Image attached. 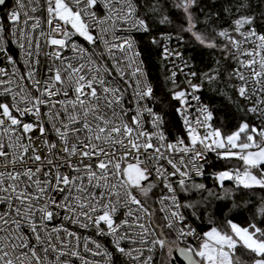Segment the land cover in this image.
<instances>
[{
	"label": "snow or ice",
	"instance_id": "obj_1",
	"mask_svg": "<svg viewBox=\"0 0 264 264\" xmlns=\"http://www.w3.org/2000/svg\"><path fill=\"white\" fill-rule=\"evenodd\" d=\"M205 86L235 123L217 122ZM238 193L253 194L243 220ZM174 255L264 264V0H12L0 12V264Z\"/></svg>",
	"mask_w": 264,
	"mask_h": 264
},
{
	"label": "trees",
	"instance_id": "obj_2",
	"mask_svg": "<svg viewBox=\"0 0 264 264\" xmlns=\"http://www.w3.org/2000/svg\"><path fill=\"white\" fill-rule=\"evenodd\" d=\"M11 0H8L7 6L10 4ZM200 3L202 6L205 7L207 10L208 8H212L215 11H221L223 6H226L227 0H200ZM221 14H223L221 12ZM182 51L185 53V55L188 57L189 55H192V48L190 46H181ZM144 55L145 57L150 61V63L154 62V56L155 53L151 49L150 46L144 47ZM200 56H197V62L200 63ZM212 57L211 54H206L203 57V64H211ZM203 66V65H201ZM153 72L155 74V69H153ZM203 102L210 104V106L215 110L214 115L217 118V122H224L226 124L235 123L236 119L240 117L242 114L237 112L235 108L228 103V101L220 96L218 93L213 92L211 89H209L207 86L202 90L201 92ZM262 193L259 192V190L256 191L255 196L258 198ZM252 193H248L247 195H241L236 194L235 199L237 204L240 205L238 208L232 209V215L237 220H243L248 216V212L244 208L243 204L244 202L248 201L252 197ZM229 207H231L230 202H228ZM227 209L224 207V202H221L219 206L216 209L217 215H222ZM162 258L157 255V260L160 261Z\"/></svg>",
	"mask_w": 264,
	"mask_h": 264
},
{
	"label": "built area",
	"instance_id": "obj_3",
	"mask_svg": "<svg viewBox=\"0 0 264 264\" xmlns=\"http://www.w3.org/2000/svg\"><path fill=\"white\" fill-rule=\"evenodd\" d=\"M7 4H8V0H7V3H6L3 7H0V12H2L3 9L6 8V7H10L11 4H12V0L10 1V4H9L8 6H7ZM172 46H173V47H177L178 49L182 50L181 45H179L176 41H173V42H172ZM182 52H183V51H182ZM183 54H184L185 58H187V56L185 55L184 52H183ZM202 90H203V89H202ZM201 96H202V95H201ZM202 100H203V99H202Z\"/></svg>",
	"mask_w": 264,
	"mask_h": 264
},
{
	"label": "water",
	"instance_id": "obj_4",
	"mask_svg": "<svg viewBox=\"0 0 264 264\" xmlns=\"http://www.w3.org/2000/svg\"><path fill=\"white\" fill-rule=\"evenodd\" d=\"M173 259V264H179L178 259L176 258V256L174 255Z\"/></svg>",
	"mask_w": 264,
	"mask_h": 264
}]
</instances>
